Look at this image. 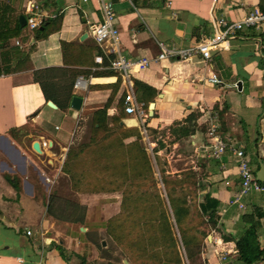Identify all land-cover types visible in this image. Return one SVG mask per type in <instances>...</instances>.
Listing matches in <instances>:
<instances>
[{
  "label": "crops",
  "instance_id": "1",
  "mask_svg": "<svg viewBox=\"0 0 264 264\" xmlns=\"http://www.w3.org/2000/svg\"><path fill=\"white\" fill-rule=\"evenodd\" d=\"M3 1L12 10L6 24L11 34L0 35L5 39L0 50V264H93L104 259L96 235L106 232V221L120 212L122 191H74L61 169L69 146L88 138L89 130L78 140L81 121L88 125L92 112L105 105L109 127L119 119L125 128L140 131L157 172L155 156L167 174L194 175L191 183H182L192 187L186 197L194 218H199L205 195L217 201L216 227L201 226L206 236L198 264H244L235 241L248 227L245 215L255 207L264 209V192L244 196L243 208L232 203L240 188L238 162L230 149L219 158L211 155L208 128L216 122L227 144L241 145L256 176L264 163V27L230 29L211 48L209 59L199 53L187 59L169 57L132 73L135 98L147 112L143 122L124 111L127 84L109 66L118 53L155 57L157 41L185 48L213 38L226 30L219 21L231 25L254 8L264 11V0H110L119 31L117 45L110 39L97 43L92 36L102 20L100 0H51L47 9L37 0ZM29 2L41 11V22L59 15L60 27L35 38L27 23ZM20 15L26 16L24 26ZM16 18L20 31L15 30ZM212 74L218 83L207 81ZM45 93L55 107L47 104ZM74 95L82 98L80 109L71 106ZM34 142L39 151L33 149ZM61 175L87 210L89 200H101L95 207L100 221L89 211L82 224L47 214L46 207L41 212ZM9 179H15L18 188ZM159 187L165 198L161 182ZM259 241L264 244L262 228ZM52 243L61 246L66 257ZM181 249L183 264H190Z\"/></svg>",
  "mask_w": 264,
  "mask_h": 264
},
{
  "label": "trees",
  "instance_id": "2",
  "mask_svg": "<svg viewBox=\"0 0 264 264\" xmlns=\"http://www.w3.org/2000/svg\"><path fill=\"white\" fill-rule=\"evenodd\" d=\"M37 2L43 9L53 4L51 0ZM11 10L8 2L0 0V35L9 32L6 24L7 13ZM60 25L59 15L55 18L46 17L33 29L34 37H45ZM20 29L16 18L15 30ZM4 40H0V50L4 47ZM45 97L51 99L46 93ZM106 111L107 105L93 111L88 122V138L68 148L61 170L69 178L71 189L77 192L122 191L121 210L106 221L105 231L121 248L130 264H183L181 247L189 263L196 264L206 236L201 226L217 225V201L205 195L199 205V218H194L186 197L192 187L182 186L184 181H193L194 175L185 172L179 178L167 174L159 167V160L155 156L157 175L151 157L141 142L140 131L125 128L119 124V119H113V126L109 127ZM129 137L134 139L126 143L125 139ZM9 181L14 188H18L15 179ZM159 182L165 190V198ZM58 196L55 190L50 194L46 212L61 219L54 212ZM84 218L85 212H82L68 221L82 224ZM244 219L248 227L235 241L237 257L244 264H252L264 260V244L259 241L260 228L264 235V209L255 207L253 213L245 215ZM223 239L228 237L223 235ZM52 245L64 255L61 246L56 243ZM93 264L119 263L100 260Z\"/></svg>",
  "mask_w": 264,
  "mask_h": 264
},
{
  "label": "built area",
  "instance_id": "3",
  "mask_svg": "<svg viewBox=\"0 0 264 264\" xmlns=\"http://www.w3.org/2000/svg\"><path fill=\"white\" fill-rule=\"evenodd\" d=\"M100 6L102 11V20L95 25L92 36L97 43H102L105 40L110 39L113 45H117L119 42V31L114 25L115 11L113 3L110 0H100ZM26 9L29 12L27 21L28 26L33 29L40 24L43 15L33 2H29ZM219 23L226 26L225 31H219L213 38L207 39L190 47H168L163 41H157L159 51L153 58H129L118 53L117 57L110 61L109 67L118 72L127 84V91L123 101L124 111L128 114L135 115L139 120H141V122H143V120L147 117V112L143 104L135 98L133 83L130 79V75L132 73L145 69L152 61H161L169 57L187 59L192 55L199 53L204 59H209L211 55V48L215 47L230 29H240L243 26L254 27L256 29L264 27V11L259 8H254L241 20L236 21L231 25H227L224 20L219 21ZM18 43L19 42L17 41V44ZM207 81L209 83H218L219 79L215 74H212L207 78ZM78 84L79 81L77 80L75 82V86L77 87ZM217 128L218 124L216 122H210L208 128V135L210 136L209 149L211 151V155L216 158H219L227 149H230L235 155L238 162L240 188L235 197L232 199V203H235L238 207L243 208L244 204L242 202V198L251 191L264 192V185L256 178L241 145L234 146L227 144L226 141H224L217 133ZM142 129L146 132L144 125H142ZM30 233V231H27V234Z\"/></svg>",
  "mask_w": 264,
  "mask_h": 264
},
{
  "label": "rangeland",
  "instance_id": "4",
  "mask_svg": "<svg viewBox=\"0 0 264 264\" xmlns=\"http://www.w3.org/2000/svg\"><path fill=\"white\" fill-rule=\"evenodd\" d=\"M80 125H83V132H80V138H84L86 134H88V125L85 121H81ZM248 160V159H247ZM154 164V163H153ZM155 170L156 166L154 164ZM158 175V172H157ZM52 188L58 193V201H56L54 212L61 217V219L69 220L77 217L78 214L85 212L88 213L87 206L82 204L81 201L73 194L68 186V181L66 180L65 176H59L57 178V182L53 184ZM163 192V191H162ZM101 200H89L91 208L89 211V215L92 216L94 220L100 221L102 217H100L99 210H96L97 206L99 207ZM45 205L41 208V212L45 211ZM96 207V208H95ZM93 208V209H92ZM95 208V209H94ZM30 224L32 221H28ZM99 239H104L106 245L102 247L100 245ZM96 243L99 248V256L103 257L104 261H111L117 262L119 264H125L123 259H126V255L121 250V248L111 240V238L107 235L106 232H102L101 235H96ZM88 255V254H87ZM127 264H129L127 262ZM196 264L198 262L196 261Z\"/></svg>",
  "mask_w": 264,
  "mask_h": 264
},
{
  "label": "water",
  "instance_id": "5",
  "mask_svg": "<svg viewBox=\"0 0 264 264\" xmlns=\"http://www.w3.org/2000/svg\"><path fill=\"white\" fill-rule=\"evenodd\" d=\"M19 20H20V23H21V26H24L25 23H26V16L25 15H20L19 16ZM81 103H82V98L79 97V96H76L74 95L71 99V106L75 109H80L81 107ZM47 104L51 107H55V104L51 101V100H48L47 101ZM153 108H154V103H150L149 105V116H152L153 115ZM33 149H35L36 151H39V145L37 142H34L33 143ZM260 168L259 170L256 172V178L259 180V181H263L264 182V163L263 162H260ZM102 245H105V241H102L101 242ZM126 262V261H125Z\"/></svg>",
  "mask_w": 264,
  "mask_h": 264
}]
</instances>
